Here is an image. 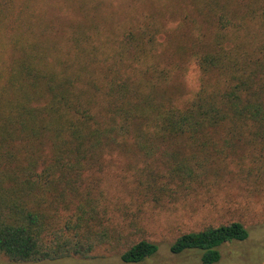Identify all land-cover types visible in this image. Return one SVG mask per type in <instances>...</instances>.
Masks as SVG:
<instances>
[{
	"label": "trees",
	"instance_id": "trees-1",
	"mask_svg": "<svg viewBox=\"0 0 264 264\" xmlns=\"http://www.w3.org/2000/svg\"><path fill=\"white\" fill-rule=\"evenodd\" d=\"M91 1L0 0V258L12 263L102 250L145 262L159 250L145 205L224 181L264 193V0H180L176 22L153 9L120 29ZM190 65L197 85L179 99ZM112 151L142 162L116 200L100 186ZM248 235L220 222L168 249L214 264Z\"/></svg>",
	"mask_w": 264,
	"mask_h": 264
},
{
	"label": "rangeland",
	"instance_id": "rangeland-1",
	"mask_svg": "<svg viewBox=\"0 0 264 264\" xmlns=\"http://www.w3.org/2000/svg\"><path fill=\"white\" fill-rule=\"evenodd\" d=\"M180 0H92L99 3V14L104 27L118 28L143 11L153 9H168L177 13L181 7L175 5ZM70 15H72L70 8ZM172 17V16H171ZM168 17L171 22L172 18ZM167 20V21H168ZM105 22V23H104ZM197 71L190 65L183 75L177 76L173 83L179 87L178 98L189 96L190 90L197 85ZM176 92V91H175ZM176 92V93H177ZM105 164L100 172L101 184L105 194L116 200L126 198L136 169L141 161L135 156L112 151L105 155ZM257 192V191H254ZM243 189L232 181H224L219 185L201 190L195 195L169 205L144 206L142 222L147 231V238L159 244L158 254L145 262L135 264H202L195 254H171L168 244L177 235L188 230L201 229L210 224H218L232 220L241 221L248 229L249 235L245 240L226 243L221 247V258L214 264H257L264 262V193L257 194ZM256 194V195H255ZM120 221L119 218H113ZM0 264H16L5 258H0ZM21 264H125L116 255H108L98 251L92 257L64 258L54 261Z\"/></svg>",
	"mask_w": 264,
	"mask_h": 264
}]
</instances>
